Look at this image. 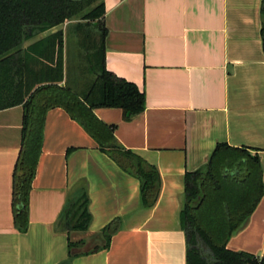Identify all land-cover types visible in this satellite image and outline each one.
I'll return each instance as SVG.
<instances>
[{
  "label": "crops",
  "instance_id": "crops-1",
  "mask_svg": "<svg viewBox=\"0 0 264 264\" xmlns=\"http://www.w3.org/2000/svg\"><path fill=\"white\" fill-rule=\"evenodd\" d=\"M103 1L105 66L143 88L145 108L130 119L115 107L93 112L114 126L121 145L156 166L158 198L142 207L139 180L54 107L45 114L28 226L19 231L11 190L23 108L0 109V264H59L69 241L77 242L70 264H186L184 174L203 165L218 142L258 153L264 189L262 0ZM82 185L90 221L85 231H67L57 219ZM115 220L107 240L102 230ZM98 235L104 242L91 247ZM226 247L264 254V190Z\"/></svg>",
  "mask_w": 264,
  "mask_h": 264
},
{
  "label": "trees",
  "instance_id": "trees-1",
  "mask_svg": "<svg viewBox=\"0 0 264 264\" xmlns=\"http://www.w3.org/2000/svg\"><path fill=\"white\" fill-rule=\"evenodd\" d=\"M95 5L84 18L99 19L100 43L94 53V77L82 92L74 91L63 80V32H42L78 14L84 5ZM103 0H0V109L22 105L20 145L12 171L11 204L13 221L19 231L28 226V198L41 153L46 112L63 108L96 141L99 149L140 183L142 207H152L159 195L161 180L153 164L121 145L112 125L93 112L97 107L120 108L127 119L145 108V92L135 82L105 66L102 22ZM261 40L264 51V0L261 8ZM30 42L25 44L26 41ZM54 65L34 69L35 61L53 60ZM46 62V61H45ZM180 210L185 234L186 264H264V254L231 250L229 237L241 227L263 195L262 168L257 152L244 146L218 142L208 160L195 170L186 171ZM86 188L76 189L67 198L57 225L67 231H85L90 221ZM118 228L113 221L102 230L108 240ZM69 241L68 257L59 264H70L75 253Z\"/></svg>",
  "mask_w": 264,
  "mask_h": 264
},
{
  "label": "rangeland",
  "instance_id": "rangeland-1",
  "mask_svg": "<svg viewBox=\"0 0 264 264\" xmlns=\"http://www.w3.org/2000/svg\"><path fill=\"white\" fill-rule=\"evenodd\" d=\"M95 5H84L83 9L73 16L71 19L65 20L62 24L53 27L50 31L40 33L42 37L48 33L62 30L63 32V48H62V72L65 76V85L82 92L86 89L90 81L93 79V63L94 53L100 43L99 19H86L84 15ZM56 29L55 31H51ZM30 42L26 41L25 44ZM53 60L35 61L31 65L34 69L54 65L56 53ZM105 238L98 235L93 239L91 247L95 244H102Z\"/></svg>",
  "mask_w": 264,
  "mask_h": 264
},
{
  "label": "water",
  "instance_id": "water-1",
  "mask_svg": "<svg viewBox=\"0 0 264 264\" xmlns=\"http://www.w3.org/2000/svg\"><path fill=\"white\" fill-rule=\"evenodd\" d=\"M73 1H79V0H73ZM129 115V112H126V116H128Z\"/></svg>",
  "mask_w": 264,
  "mask_h": 264
}]
</instances>
